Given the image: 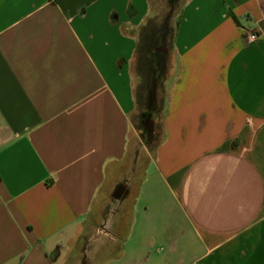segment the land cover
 Listing matches in <instances>:
<instances>
[{
    "label": "crops",
    "instance_id": "crops-1",
    "mask_svg": "<svg viewBox=\"0 0 264 264\" xmlns=\"http://www.w3.org/2000/svg\"><path fill=\"white\" fill-rule=\"evenodd\" d=\"M150 16L0 0V264H264V0L183 1L142 158Z\"/></svg>",
    "mask_w": 264,
    "mask_h": 264
},
{
    "label": "rangeland",
    "instance_id": "rangeland-1",
    "mask_svg": "<svg viewBox=\"0 0 264 264\" xmlns=\"http://www.w3.org/2000/svg\"><path fill=\"white\" fill-rule=\"evenodd\" d=\"M184 0H149L151 9V18L153 23L159 27V36L155 40L157 45H161L165 48V58L163 61V68L161 73L154 74V55L149 48L146 52L148 58V79L146 90L143 93V98L139 101V107L134 112L131 121L134 128V135L130 140L131 150L133 149L134 154L137 156L140 154L142 158L146 157L145 150L151 151L162 133L160 124L161 106L163 101V85L169 83L170 78L165 79V72L170 67L168 62V55L170 54V44H172L171 35L173 26L176 24L181 6ZM176 67L171 65V81L172 74L176 71ZM166 81H165V80ZM154 83V90L152 93V100L150 101V92ZM142 95V94H141ZM148 103L154 104L156 111H148ZM134 155V156H135ZM136 158V157H134ZM85 247V245H84ZM83 252L80 250L77 252L78 259L83 257ZM79 264V263H78ZM92 264V263H88Z\"/></svg>",
    "mask_w": 264,
    "mask_h": 264
},
{
    "label": "trees",
    "instance_id": "trees-1",
    "mask_svg": "<svg viewBox=\"0 0 264 264\" xmlns=\"http://www.w3.org/2000/svg\"><path fill=\"white\" fill-rule=\"evenodd\" d=\"M178 21V20H177ZM176 24L173 26L171 39L173 38V33L175 31ZM159 36V27L153 23V20L149 18L145 25L141 27L139 30V37L135 49L136 61H137V72L142 78L143 88L146 89L149 66H148V58L146 52L150 48L152 44H154L155 40ZM138 102V100L136 101Z\"/></svg>",
    "mask_w": 264,
    "mask_h": 264
},
{
    "label": "flooded vegetation",
    "instance_id": "flooded-vegetation-1",
    "mask_svg": "<svg viewBox=\"0 0 264 264\" xmlns=\"http://www.w3.org/2000/svg\"><path fill=\"white\" fill-rule=\"evenodd\" d=\"M150 49H151V51L153 52V55H154V69H153V71H154V74H155V77L157 76V74H159V73H161V69L163 68L162 66H163V61H164V58H165V56H164V54H165V48L162 46V44L161 45H157V43H155L154 42V44H152L151 46H150ZM148 111H150V112H155L156 111V109H155V106H154V104H149L148 103Z\"/></svg>",
    "mask_w": 264,
    "mask_h": 264
},
{
    "label": "built area",
    "instance_id": "built-area-1",
    "mask_svg": "<svg viewBox=\"0 0 264 264\" xmlns=\"http://www.w3.org/2000/svg\"><path fill=\"white\" fill-rule=\"evenodd\" d=\"M255 38H256V36L253 34L246 36L247 40H254Z\"/></svg>",
    "mask_w": 264,
    "mask_h": 264
},
{
    "label": "water",
    "instance_id": "water-1",
    "mask_svg": "<svg viewBox=\"0 0 264 264\" xmlns=\"http://www.w3.org/2000/svg\"><path fill=\"white\" fill-rule=\"evenodd\" d=\"M153 86H154V83L152 85V89H151V92H150V99H149L150 101L152 100L151 96H152V93H153V90H154Z\"/></svg>",
    "mask_w": 264,
    "mask_h": 264
}]
</instances>
